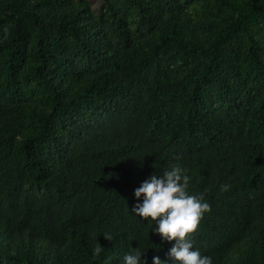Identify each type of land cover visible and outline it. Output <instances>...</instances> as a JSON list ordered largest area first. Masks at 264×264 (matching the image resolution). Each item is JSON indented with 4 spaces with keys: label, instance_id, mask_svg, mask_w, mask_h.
Returning a JSON list of instances; mask_svg holds the SVG:
<instances>
[{
    "label": "trees",
    "instance_id": "1",
    "mask_svg": "<svg viewBox=\"0 0 264 264\" xmlns=\"http://www.w3.org/2000/svg\"><path fill=\"white\" fill-rule=\"evenodd\" d=\"M104 1L0 0V261L170 260L131 210L179 163L193 246L264 264V0Z\"/></svg>",
    "mask_w": 264,
    "mask_h": 264
},
{
    "label": "clouds",
    "instance_id": "2",
    "mask_svg": "<svg viewBox=\"0 0 264 264\" xmlns=\"http://www.w3.org/2000/svg\"><path fill=\"white\" fill-rule=\"evenodd\" d=\"M192 177L189 170L179 163H172L164 167L162 172H150L133 194L138 198L131 213L143 220L151 219V229L159 233L162 239L173 241L166 256L170 260L162 259L159 255L152 256L153 264H213V257L204 254L198 247H194L191 234L196 230L205 212L210 210V203L204 199V193L193 194L189 191ZM230 184H222V190H228ZM149 231V230H148ZM111 238L110 233H103ZM104 247L97 241L92 250L93 258H99ZM139 246L123 254L121 264H147V256ZM7 264V261H0Z\"/></svg>",
    "mask_w": 264,
    "mask_h": 264
},
{
    "label": "rangeland",
    "instance_id": "3",
    "mask_svg": "<svg viewBox=\"0 0 264 264\" xmlns=\"http://www.w3.org/2000/svg\"><path fill=\"white\" fill-rule=\"evenodd\" d=\"M104 6H105V1L104 0H94V3H93V11L96 14H100L101 13V10H102V8Z\"/></svg>",
    "mask_w": 264,
    "mask_h": 264
}]
</instances>
